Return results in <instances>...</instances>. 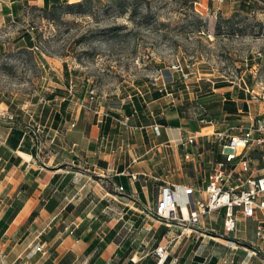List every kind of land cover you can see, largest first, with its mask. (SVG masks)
I'll use <instances>...</instances> for the list:
<instances>
[{"label":"crops","instance_id":"crops-1","mask_svg":"<svg viewBox=\"0 0 264 264\" xmlns=\"http://www.w3.org/2000/svg\"><path fill=\"white\" fill-rule=\"evenodd\" d=\"M45 5L0 0V31L29 6ZM215 10L230 19L239 0ZM26 41L35 49L34 38ZM50 62L57 82L34 124L9 121L0 107V264H239L227 257L239 250V229L226 231L224 213L201 227L185 219L223 159L217 135L241 134L243 122L258 119L249 91L259 85L172 74L128 97H100L90 84H73L66 61ZM166 184L179 218L160 221L154 212Z\"/></svg>","mask_w":264,"mask_h":264},{"label":"rangeland","instance_id":"rangeland-1","mask_svg":"<svg viewBox=\"0 0 264 264\" xmlns=\"http://www.w3.org/2000/svg\"><path fill=\"white\" fill-rule=\"evenodd\" d=\"M241 1L239 13L230 19L213 14L223 0H127L124 14L121 3L113 0H90L85 15L64 14V6L53 15L29 6L24 15L5 22L0 31V107L4 116L23 126L31 119L34 124L49 89L57 82L51 74V58L66 61L64 70L71 74L73 84H90L100 97H128L160 76L172 74L184 79L190 73L221 77L246 82L251 89L264 84V0H248L252 3L249 8L241 7ZM53 17L55 20L49 19ZM116 27L123 29L115 31ZM26 33L34 38L33 50L25 45ZM177 64L183 66V72L173 68ZM249 95L252 106L257 105L258 119L263 118V92L255 88L254 95H261L255 100ZM243 125L245 129L251 126ZM250 156L259 167L264 166V151H252ZM221 212L225 214V210ZM257 218H241L245 222H239V250H232L236 254L227 256L230 260L264 264V239L258 236L264 216ZM224 239L232 240L233 235ZM232 251L217 250L223 256ZM202 257L196 256L197 261Z\"/></svg>","mask_w":264,"mask_h":264},{"label":"built area","instance_id":"built-area-1","mask_svg":"<svg viewBox=\"0 0 264 264\" xmlns=\"http://www.w3.org/2000/svg\"><path fill=\"white\" fill-rule=\"evenodd\" d=\"M177 72H183L181 64L173 65ZM264 96V84H259ZM252 93L253 99H258ZM264 99V97H263ZM217 140L222 147L223 159L214 164L206 188V197L191 204L185 221L190 228L201 227L215 212L225 210V228L229 233L239 229L241 218L258 219L264 215V166L259 167L250 154L255 150L264 151V117L257 119L241 134L231 136L219 133ZM195 143V138L189 140ZM124 192V188H120ZM154 216L160 221L179 218V205L174 188L164 185L161 189ZM258 236L264 239V221L258 227ZM159 262L167 257V249L160 246L155 250Z\"/></svg>","mask_w":264,"mask_h":264},{"label":"trees","instance_id":"trees-1","mask_svg":"<svg viewBox=\"0 0 264 264\" xmlns=\"http://www.w3.org/2000/svg\"><path fill=\"white\" fill-rule=\"evenodd\" d=\"M90 0H84L78 3H73L71 4L69 0L66 1H61V0H46V5L44 8H37L38 10H41L43 12H46L47 14H54V11H56L60 6H64V14H87L88 10V4ZM116 3H121L120 8L122 13H127V0H113ZM252 3L251 1L248 0H243L241 1V7L243 8H249V6H251ZM51 20H55V17L53 18H49ZM123 28L121 27H116L115 31H121ZM25 38L31 42V40L33 39V37L31 36V34L26 33L25 34ZM7 229V226H6ZM213 263H217V260L214 259Z\"/></svg>","mask_w":264,"mask_h":264}]
</instances>
